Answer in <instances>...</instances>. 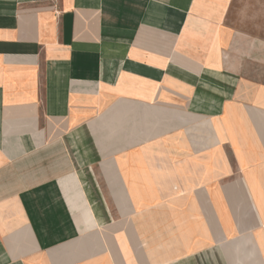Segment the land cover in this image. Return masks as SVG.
<instances>
[{
	"label": "crops",
	"instance_id": "1",
	"mask_svg": "<svg viewBox=\"0 0 264 264\" xmlns=\"http://www.w3.org/2000/svg\"><path fill=\"white\" fill-rule=\"evenodd\" d=\"M0 264H264V5L0 0Z\"/></svg>",
	"mask_w": 264,
	"mask_h": 264
},
{
	"label": "rangeland",
	"instance_id": "2",
	"mask_svg": "<svg viewBox=\"0 0 264 264\" xmlns=\"http://www.w3.org/2000/svg\"><path fill=\"white\" fill-rule=\"evenodd\" d=\"M246 1H248V0H246ZM258 2H260V4L263 3V5H264V0H258Z\"/></svg>",
	"mask_w": 264,
	"mask_h": 264
}]
</instances>
